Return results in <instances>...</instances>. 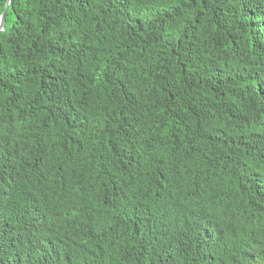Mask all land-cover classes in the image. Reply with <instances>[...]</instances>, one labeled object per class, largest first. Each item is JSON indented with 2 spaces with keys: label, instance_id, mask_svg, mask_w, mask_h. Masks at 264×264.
Wrapping results in <instances>:
<instances>
[{
  "label": "trees",
  "instance_id": "1",
  "mask_svg": "<svg viewBox=\"0 0 264 264\" xmlns=\"http://www.w3.org/2000/svg\"><path fill=\"white\" fill-rule=\"evenodd\" d=\"M0 264H264V0H12Z\"/></svg>",
  "mask_w": 264,
  "mask_h": 264
},
{
  "label": "water",
  "instance_id": "2",
  "mask_svg": "<svg viewBox=\"0 0 264 264\" xmlns=\"http://www.w3.org/2000/svg\"><path fill=\"white\" fill-rule=\"evenodd\" d=\"M11 1L12 0H7L5 9L2 12V14L0 15V30H5L6 29V17L4 15V13H5V11H6V13L8 12V9L10 7Z\"/></svg>",
  "mask_w": 264,
  "mask_h": 264
},
{
  "label": "clouds",
  "instance_id": "3",
  "mask_svg": "<svg viewBox=\"0 0 264 264\" xmlns=\"http://www.w3.org/2000/svg\"><path fill=\"white\" fill-rule=\"evenodd\" d=\"M251 225V224H250ZM252 228V227H251ZM250 228H247V229H243V231L241 232V236H244V237H247L249 238L252 234L250 231H249Z\"/></svg>",
  "mask_w": 264,
  "mask_h": 264
},
{
  "label": "snow or ice",
  "instance_id": "4",
  "mask_svg": "<svg viewBox=\"0 0 264 264\" xmlns=\"http://www.w3.org/2000/svg\"><path fill=\"white\" fill-rule=\"evenodd\" d=\"M4 15H5V17H6V15H7L6 11H5Z\"/></svg>",
  "mask_w": 264,
  "mask_h": 264
}]
</instances>
